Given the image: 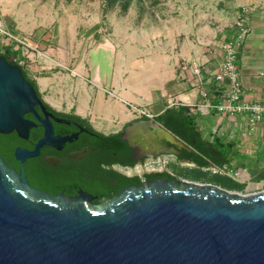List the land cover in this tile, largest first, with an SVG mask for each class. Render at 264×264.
<instances>
[{
	"label": "water",
	"instance_id": "95a60500",
	"mask_svg": "<svg viewBox=\"0 0 264 264\" xmlns=\"http://www.w3.org/2000/svg\"><path fill=\"white\" fill-rule=\"evenodd\" d=\"M22 69L0 54V133L27 138L45 128L48 111ZM36 107L45 114L42 117ZM134 134V135H132ZM184 144L158 123L137 121L122 131L140 139ZM79 194L50 196L30 187L0 155V264H264V190L244 195L212 183L157 178L127 186L98 204Z\"/></svg>",
	"mask_w": 264,
	"mask_h": 264
},
{
	"label": "crops",
	"instance_id": "0c3cea01",
	"mask_svg": "<svg viewBox=\"0 0 264 264\" xmlns=\"http://www.w3.org/2000/svg\"><path fill=\"white\" fill-rule=\"evenodd\" d=\"M235 5L250 7L249 33L237 61L242 96L264 101L259 76L264 70V0H236ZM84 11L87 15L81 20L62 19L54 25L52 35L38 44L62 66L37 65L27 74L50 107L72 112L88 120L95 130L110 134L139 117L126 102L145 108L154 118L167 107L187 102L202 137L211 143L220 140L221 149L232 157L227 166L244 170L241 179H232L244 183L247 176L253 180L264 171L262 123L256 122L250 130L247 113L231 115L201 106L192 71V63H200L203 86L213 90L211 71L220 50L211 55L208 49L214 40L228 34L227 25L213 39L205 27L193 32L181 27L176 14L170 20L160 18L155 25L148 20L134 25L128 13L116 15L104 4L95 3ZM106 90L116 98L109 97Z\"/></svg>",
	"mask_w": 264,
	"mask_h": 264
},
{
	"label": "flooded vegetation",
	"instance_id": "af4514ba",
	"mask_svg": "<svg viewBox=\"0 0 264 264\" xmlns=\"http://www.w3.org/2000/svg\"><path fill=\"white\" fill-rule=\"evenodd\" d=\"M36 109L45 116L38 107ZM46 109L51 130L36 156L21 161L14 153L17 147L33 150L44 136V126L31 114L29 119L36 125L30 129L28 137L24 139L15 132L9 133L17 138L7 142L10 150L6 156L0 153L7 165L19 171L33 189L50 196L82 194L84 201L98 204L113 198L127 186H140L157 178L195 181L190 178L195 167L193 151L183 140V145L169 142L165 137L156 143H147L140 134V139L131 144L127 138H122L126 126L137 121L158 123L154 118L138 117L125 124L119 131L123 145L115 149V142L96 133L88 120L72 112Z\"/></svg>",
	"mask_w": 264,
	"mask_h": 264
},
{
	"label": "rangeland",
	"instance_id": "374dc122",
	"mask_svg": "<svg viewBox=\"0 0 264 264\" xmlns=\"http://www.w3.org/2000/svg\"><path fill=\"white\" fill-rule=\"evenodd\" d=\"M235 2L236 0H131L126 13L134 25L146 20L155 25L160 18L170 20L171 15L176 14L180 18L181 27L190 29V32L205 27L215 39V35L226 25L231 29L240 9ZM95 3L105 4L103 0H0V15L15 33L27 35V38L39 44L46 35L47 38L48 34L52 35L54 25H58L62 19L71 17L81 20L87 15V11H84L87 6H95ZM111 9L115 10L116 15L121 14L118 5ZM214 42L215 40L211 44ZM38 46L43 50L42 44ZM107 95L116 98L112 91ZM92 120L95 125V119ZM227 169L234 171L233 167L227 166ZM200 179L203 183L216 181L210 168H207L205 176ZM244 183L241 194L249 195L264 190V182H255L249 176Z\"/></svg>",
	"mask_w": 264,
	"mask_h": 264
},
{
	"label": "built area",
	"instance_id": "2783aa9c",
	"mask_svg": "<svg viewBox=\"0 0 264 264\" xmlns=\"http://www.w3.org/2000/svg\"><path fill=\"white\" fill-rule=\"evenodd\" d=\"M250 7L241 6L237 16L235 17L229 33L220 41H216L210 45L208 51L211 55H215L220 50V57L214 70L211 71V82L213 91L203 86V78L201 75V64L192 63V71L196 76V86L199 95L202 98L201 106L217 111L219 113L235 114L247 113L249 115L250 130H253L256 122H261L264 130V101H249L243 99L242 84L239 77V69L237 65L241 47L249 33ZM28 36L15 33L10 29L7 22L0 15V51H9V58L13 64L19 66L27 74L37 65L62 64L52 58L46 51L39 48ZM42 63V64H41ZM51 67V66H50ZM262 81V91L264 94V70L259 72ZM220 90V93H216ZM107 93L111 91L106 90ZM219 100L214 102L213 98ZM170 101L171 105H175L174 101ZM129 107L133 108L139 117L153 119L154 115L143 107H137L130 102H126ZM180 105L188 106L187 102H180ZM208 168L212 172L226 174L234 179H241L244 170H228L226 166H218L211 164Z\"/></svg>",
	"mask_w": 264,
	"mask_h": 264
},
{
	"label": "trees",
	"instance_id": "16d2710c",
	"mask_svg": "<svg viewBox=\"0 0 264 264\" xmlns=\"http://www.w3.org/2000/svg\"><path fill=\"white\" fill-rule=\"evenodd\" d=\"M103 1L105 2L104 6L109 9H111V7L115 5H118L120 7L121 14H125L127 12L131 2V0ZM0 54L5 56L6 58H9L10 56L9 51L7 50L0 51ZM22 72L24 76L34 85L38 95L41 97V94L37 89L36 82L31 79L23 69ZM216 93H220V90H216ZM43 103L47 108L52 109V107H50L45 101H43ZM25 117L29 118L31 116L29 114H26ZM154 119L191 147L193 151L192 161L195 164L193 172L190 176L191 179L195 181H201L200 178L205 176L207 168L210 166L211 163H214L218 166H230V161L232 157L228 155L224 149H221L222 145L220 140H215V142L211 143L202 137L196 126V116L189 111V108L187 106L177 104L175 106L167 107L162 113L156 115ZM95 132L100 134V136H102L104 139L113 140L115 142V149L122 147L121 145H123V142L120 138V132L110 134H104L97 130H95ZM16 138L17 136L15 134H0V153L2 155L6 156V152L10 150L7 145V142H12ZM240 165L246 167L245 164L241 163ZM212 175L216 178V181L211 183L217 184L223 188L229 190L242 191L245 187V183L237 182L230 176H227L225 174L219 172H212ZM166 176L171 177L168 174H166ZM253 181H264V171L258 172L253 177Z\"/></svg>",
	"mask_w": 264,
	"mask_h": 264
},
{
	"label": "bare ground",
	"instance_id": "6f19581e",
	"mask_svg": "<svg viewBox=\"0 0 264 264\" xmlns=\"http://www.w3.org/2000/svg\"><path fill=\"white\" fill-rule=\"evenodd\" d=\"M243 176H245V177H246V174H243Z\"/></svg>",
	"mask_w": 264,
	"mask_h": 264
}]
</instances>
